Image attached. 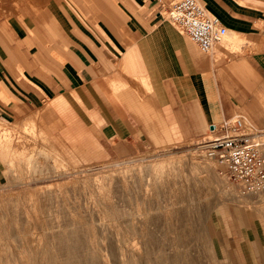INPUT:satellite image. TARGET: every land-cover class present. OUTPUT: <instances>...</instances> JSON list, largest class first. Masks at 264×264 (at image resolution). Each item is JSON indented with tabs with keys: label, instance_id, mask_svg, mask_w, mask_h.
<instances>
[{
	"label": "crops",
	"instance_id": "0c3cea01",
	"mask_svg": "<svg viewBox=\"0 0 264 264\" xmlns=\"http://www.w3.org/2000/svg\"><path fill=\"white\" fill-rule=\"evenodd\" d=\"M170 1L23 0L0 13V135L40 131L83 163L199 142L237 117L264 129V0H199L229 31L209 52L164 16ZM232 213L229 257L264 264L260 210Z\"/></svg>",
	"mask_w": 264,
	"mask_h": 264
},
{
	"label": "rangeland",
	"instance_id": "374dc122",
	"mask_svg": "<svg viewBox=\"0 0 264 264\" xmlns=\"http://www.w3.org/2000/svg\"><path fill=\"white\" fill-rule=\"evenodd\" d=\"M2 5L1 14L29 7ZM253 130L264 141V129ZM8 134L0 135V264H237L227 251L232 211L256 206L264 219V198L251 200L198 142L81 163L40 131ZM157 164L174 165L163 183L153 181Z\"/></svg>",
	"mask_w": 264,
	"mask_h": 264
},
{
	"label": "built area",
	"instance_id": "2783aa9c",
	"mask_svg": "<svg viewBox=\"0 0 264 264\" xmlns=\"http://www.w3.org/2000/svg\"><path fill=\"white\" fill-rule=\"evenodd\" d=\"M161 10L206 52L229 32L199 0H172L162 3ZM257 134L245 119L237 117L222 125L212 124L209 135L198 142L226 166L229 179L247 194L264 190V141Z\"/></svg>",
	"mask_w": 264,
	"mask_h": 264
},
{
	"label": "bare ground",
	"instance_id": "6f19581e",
	"mask_svg": "<svg viewBox=\"0 0 264 264\" xmlns=\"http://www.w3.org/2000/svg\"><path fill=\"white\" fill-rule=\"evenodd\" d=\"M6 2V0H0V5L2 4V3H4V2ZM13 1V0H12ZM30 1H32V0H30ZM29 1V2H30ZM43 1H46V0H34L33 2H37V3H42ZM0 9H1V7H0ZM201 146V145H200ZM199 147V146H198ZM209 158V157H208ZM214 160V159H213ZM165 163V162H164ZM170 163V162H169ZM152 164V163H151ZM159 164V163H158ZM157 164V165H158ZM172 164V163H171ZM171 164H162V165H158V166H155L154 165V167L153 168H150V169H152L151 171L153 172L152 174L154 175V177H153V181H155V182H160V183H163V181H165V180H167V179H169L170 178V175H169V168H171V166H174V165H171ZM149 165H150V163H149ZM172 168H174V167H172ZM213 170V169H212ZM37 172V171H36ZM150 172V171H149ZM23 177V176H22ZM30 177V176H29ZM152 179V178H151ZM221 179V178H220ZM124 183H125V180H124ZM221 187L223 188V187H225L224 186V184H222L221 185ZM223 191V190H222ZM224 194L225 195H227V197H232V196H234V197H232V199H235V200H237V201H243V200H248L249 201V198L248 197H246V196H239V195H237V192L235 191V189L234 190H230V189H224ZM229 195H231V196H229ZM251 196H250V199L252 200H254V199H258V198H261V197H263L264 196V190H262V191H257V192H253V193H251L250 194ZM153 220V219H152ZM211 220V219H210ZM138 229V228H137ZM151 238V237H150Z\"/></svg>",
	"mask_w": 264,
	"mask_h": 264
}]
</instances>
